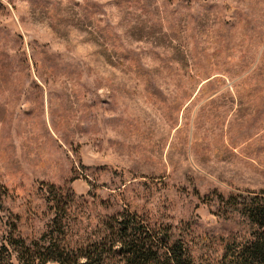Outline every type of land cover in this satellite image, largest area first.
<instances>
[{
	"label": "rangeland",
	"instance_id": "rangeland-1",
	"mask_svg": "<svg viewBox=\"0 0 264 264\" xmlns=\"http://www.w3.org/2000/svg\"><path fill=\"white\" fill-rule=\"evenodd\" d=\"M46 184L76 194L69 238L128 206L197 256L245 240L223 200L264 191V0H0V214L23 236Z\"/></svg>",
	"mask_w": 264,
	"mask_h": 264
},
{
	"label": "trees",
	"instance_id": "trees-1",
	"mask_svg": "<svg viewBox=\"0 0 264 264\" xmlns=\"http://www.w3.org/2000/svg\"><path fill=\"white\" fill-rule=\"evenodd\" d=\"M46 187L52 215L40 236H23L18 217L0 214V264H264V191L223 198L226 209L246 223L248 236L217 234L220 251L197 256L176 228L128 206L103 216L89 237L69 238L76 233L69 213L76 194L68 184Z\"/></svg>",
	"mask_w": 264,
	"mask_h": 264
}]
</instances>
